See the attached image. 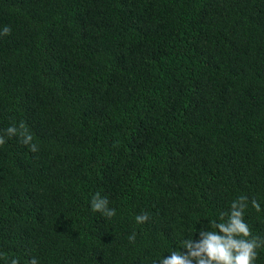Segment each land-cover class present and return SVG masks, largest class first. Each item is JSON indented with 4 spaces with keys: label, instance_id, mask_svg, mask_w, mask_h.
Instances as JSON below:
<instances>
[{
    "label": "trees",
    "instance_id": "obj_1",
    "mask_svg": "<svg viewBox=\"0 0 264 264\" xmlns=\"http://www.w3.org/2000/svg\"><path fill=\"white\" fill-rule=\"evenodd\" d=\"M5 25L0 264H154L241 195L264 238V0H0Z\"/></svg>",
    "mask_w": 264,
    "mask_h": 264
},
{
    "label": "clouds",
    "instance_id": "obj_2",
    "mask_svg": "<svg viewBox=\"0 0 264 264\" xmlns=\"http://www.w3.org/2000/svg\"><path fill=\"white\" fill-rule=\"evenodd\" d=\"M11 31V27L5 25L0 35H10ZM18 133L21 142L28 146L30 151L39 150L38 145L33 142V134L23 121L18 126L14 124L6 129L8 136ZM5 143V137L0 136V145ZM249 203L255 211H261V205L256 199L249 201L248 197L241 195L232 201L227 213L220 214L219 221L210 220L207 230L201 228L196 240H182L180 249L183 251L173 249L154 264H255L258 250L264 247V238L254 236L244 219ZM90 206L94 212H100L109 219L116 215V210L109 207L107 197H102L100 193L92 196ZM148 219L147 213L136 216L137 223H144ZM135 239V233L128 237L130 243H134ZM9 264H19V261L11 258ZM28 264H38V260L33 257Z\"/></svg>",
    "mask_w": 264,
    "mask_h": 264
}]
</instances>
